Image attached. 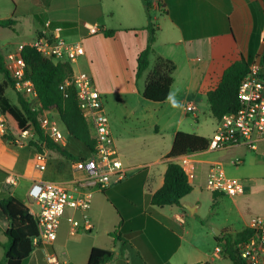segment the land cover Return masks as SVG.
<instances>
[{
	"label": "crops",
	"instance_id": "0c3cea01",
	"mask_svg": "<svg viewBox=\"0 0 264 264\" xmlns=\"http://www.w3.org/2000/svg\"><path fill=\"white\" fill-rule=\"evenodd\" d=\"M160 3V9L151 7L162 17L149 68L136 79V59L145 48L148 37L142 0H18V7L25 9L26 13L17 17V23L26 19L31 22L35 29L32 41L41 32L50 33L60 28L65 40L82 45L84 54L70 62L72 71L85 73L95 83L103 96L123 166L127 173L139 172L106 191H91L90 207L85 212L92 223L89 231L71 232L67 218L72 216L81 221L84 214L66 209L60 218L54 242L33 250L22 264H46L47 252L53 253L61 264H86L94 247L113 253L107 264H233L225 248L220 253L214 250L220 243L225 242L227 246L231 237L233 241V237L246 229L251 221L247 220V208H240L237 202L249 196L246 190L252 182L256 183L255 180L238 178L243 180L245 191L237 196L208 191L213 205L225 200L234 204L232 212H235V219L230 220L228 215H224L220 224H216L207 216L206 227L200 222L202 203L199 196L203 191L190 199L194 192L191 191L181 199L180 206L157 207L152 206L150 200L162 186L168 164H180L181 156H167L175 134L185 132L208 140L216 129L215 126L208 135L197 132V128L193 132L183 129L184 118L188 116L183 110L184 105L191 103L195 107V120H199V116L204 118L210 113L207 93L217 86L224 70L241 57L248 63L260 60L264 50V0H160ZM95 7L100 10L97 18ZM81 9L87 10L81 13ZM13 11L14 6L10 9L9 18ZM80 22L87 30L85 34L81 32ZM89 26L95 29L90 30ZM101 28L114 30L115 34L106 37L100 32ZM31 42H22L16 48ZM156 57L167 59L174 66L170 92L162 103L150 102L142 96ZM261 73H264V68H261ZM7 89L16 93L13 88ZM10 133L13 136L11 140L0 134V200L12 196L28 206L27 199L23 202L15 195L13 188L17 184L6 183L9 173L16 175L17 181L20 176L24 177L28 181L27 191L38 178L62 183L81 176L72 168L73 160L38 141L35 144L40 150L30 145L34 150L31 169L21 174L19 156L11 152L9 146L23 147L24 144L16 146V133L12 128ZM64 135H68L67 131ZM164 136L167 140L162 148L161 145H139L140 140L154 141ZM236 147L253 153L254 156L250 157L253 160L264 159V141L258 142L256 151H249L244 146L213 151ZM37 151L48 156L47 168L42 173L33 167ZM208 152L212 151L186 155L190 158L193 173V178L188 179L191 186L199 172L205 170L208 174L212 162L220 163L226 172L222 161L203 158ZM244 158H236L232 165L238 168ZM67 162H70V168ZM2 220L0 234L4 244L8 222L5 217ZM206 228L218 230L219 236L215 237ZM1 245L0 242V260L3 256Z\"/></svg>",
	"mask_w": 264,
	"mask_h": 264
},
{
	"label": "built area",
	"instance_id": "2783aa9c",
	"mask_svg": "<svg viewBox=\"0 0 264 264\" xmlns=\"http://www.w3.org/2000/svg\"><path fill=\"white\" fill-rule=\"evenodd\" d=\"M151 7L160 9L157 2H152ZM89 29L95 28L89 26ZM29 45L42 57L54 62H75L84 54L82 45L65 40L60 28H55L50 33H39ZM23 46L19 45L3 55L5 69L13 83V89L28 102L31 111L38 114L39 125L44 135L53 142L65 146L69 143L70 136L64 135L51 125L49 112L42 109L33 83L27 77L26 64L21 56ZM260 71L259 59L249 63V71L238 88L239 108L235 112L225 114L217 122L213 135L208 139L207 150L244 146L249 151H256L258 142L264 141V77H261ZM68 86H72L76 91L78 107L88 124L94 149L85 158L72 161V168L80 173V177L62 183L42 178L32 182L27 191L29 202L27 208L37 226V236L32 240L34 248L54 242L65 209L84 214L81 221L72 216L67 218L71 232L89 231L92 223L85 212L90 207L91 191H106L112 185L123 181L127 175L115 145L103 96L95 83L85 73H73L60 88ZM183 110L187 115L196 118L195 107L191 103L185 104ZM4 122L5 119L0 117V134L5 135L7 126ZM28 135L36 136V133L30 129L16 135L14 144L22 146L24 144L22 140ZM186 155L180 157L179 165L187 179H192L191 161ZM47 164L46 153L37 151L33 161L34 169L42 173L46 170ZM6 183L16 185L17 176L9 173ZM206 189L211 193L237 196L245 191V185L242 179L229 177L220 163L212 162L207 174ZM246 230L245 237L232 244L234 254L242 264H264V217L252 219ZM224 248L225 242L218 244L214 251L220 253ZM45 261L46 264H61L51 252L45 254Z\"/></svg>",
	"mask_w": 264,
	"mask_h": 264
},
{
	"label": "trees",
	"instance_id": "16d2710c",
	"mask_svg": "<svg viewBox=\"0 0 264 264\" xmlns=\"http://www.w3.org/2000/svg\"><path fill=\"white\" fill-rule=\"evenodd\" d=\"M14 6L13 14L10 18L0 19L1 28L14 30L17 24V17L26 13V10L18 7V0H11ZM147 19L146 31L148 33L145 48L138 54L136 59L135 77L139 79L149 68V58L152 54V47L155 42L157 27L153 25L150 15L151 3L157 2L161 7L160 0H142ZM95 18L100 16L98 7ZM87 9H81V13ZM80 29L83 34L86 29L80 22ZM106 37H112L114 30L100 29ZM21 56L26 64L27 77L32 81L38 99L47 112L55 111L61 123L65 127L70 142L65 146L59 145L44 135L38 121V114L31 111L28 102L18 93V105H11L5 98L4 92L7 88H13V83L4 65V56L0 51V112L16 135L33 129L37 136V141L59 153L61 156L72 161L85 158L94 149V141L91 138L87 122L82 116L78 107L76 91L72 86L61 89L64 81L73 74L71 65L66 61H57L42 57L29 44L24 45ZM260 66L264 68V50L260 56ZM173 63L162 57H156L152 69L149 71L142 96L145 100L154 103L164 102L169 95L172 85ZM249 71V63L241 57L228 66L217 84L208 91L207 101L212 117L218 122L225 114L235 112L239 108L237 98L238 88L242 79ZM264 77V73H261ZM6 140H10L7 136ZM38 150L39 147L32 143ZM208 140L195 134L177 132L174 136L172 147L168 153L169 158H176L190 153H198L207 150ZM192 186L182 167L177 163H169L163 177L162 186L152 195L150 204L152 206H180L181 199L190 194ZM0 212L8 222L5 231L6 242L1 245L3 256L0 264H22L34 250L32 240L37 236V226L28 212V208L16 198L9 196L0 200ZM247 234V230L237 233L231 237L230 250L228 244L225 248L233 264H242L232 250V244L242 240ZM112 237L114 234L111 235ZM219 241V238H216ZM113 257L111 251L92 248L89 252L86 264H107Z\"/></svg>",
	"mask_w": 264,
	"mask_h": 264
},
{
	"label": "rangeland",
	"instance_id": "374dc122",
	"mask_svg": "<svg viewBox=\"0 0 264 264\" xmlns=\"http://www.w3.org/2000/svg\"><path fill=\"white\" fill-rule=\"evenodd\" d=\"M13 4L10 2V0H0V19L9 18V12L12 8ZM32 11V9H31ZM150 15L152 18L153 25L159 28L160 18L162 17L159 15L158 11L151 10ZM35 36V29L32 26L31 22L26 19L22 21L21 23H17L14 26V30H11L9 28H1L0 27V51L2 55H5L8 52L13 51L17 44H21L22 42H31L32 38ZM33 42V41H32ZM31 42V43H32ZM2 77L0 76V80ZM5 98L9 101V103L13 106L17 105V94L13 92L11 89H7L5 91ZM1 116V112H0ZM48 117L50 120L51 125H53L56 129L60 130L63 134L66 132L65 127L61 123L58 114L55 111H51L48 113ZM184 126L183 129L189 130V132H193L192 130H195L194 128H197V132L208 135L212 132V129L216 126L217 122L212 117L210 113L203 117L199 116V120H195L192 115H188L184 118ZM3 120V119H2ZM7 126L6 134L7 137L11 140L13 139V136H11L10 130L11 126L8 124V122L5 120L4 122ZM211 138V137H210ZM36 139V140H34ZM167 140V137L164 136L163 139H160L157 137L154 141H151L149 139L140 140L139 145H152L157 146L161 145L162 148ZM24 143L23 147H14L9 146L10 151L16 153L19 156L20 165L22 167V170L20 171L21 174H26L28 170L32 167V156L34 154V150L30 145L32 143H35L37 141V136H31L28 135L25 139L22 140ZM247 155L245 158L244 155ZM251 156H254L253 153L248 152L242 147H236L231 148L223 151H212L208 152L203 156V158L207 160H215V161H222L225 164L226 168V174L230 177H237V178H244V179H253L256 183L252 182L246 191L249 192V196L242 201L237 202V206L244 209L247 208V220H252L254 218L258 217H264V160L261 159H255L253 160L250 158ZM236 158H244L243 164L240 165L238 168L234 167L232 165V161H234ZM66 165L70 168V162H67ZM134 173H139L138 171H130L127 173L126 178L121 181L118 184L112 185V187H115L126 180L130 179ZM206 181H207V174L205 170H202L198 173L197 178L195 180H192V191L193 194L189 196L190 199L193 197H196L199 195V191H203L202 195L199 196L201 203H202V221L201 223L204 224V226H207V216L210 217V220L214 221L216 224H220L222 217L224 215H228L231 219H235V212H232L235 209V206L232 202H229L225 200L224 203L220 202L218 204L213 205L212 200L210 199L208 190L205 189L206 187ZM17 185L14 186L13 190L15 191V195L22 200L23 202H26V191L28 187V181L20 176V178L17 181ZM254 184V185H253ZM111 187V188H112ZM27 203H29L27 201ZM66 210V209H65ZM213 212V216H211V213ZM215 213H217L215 215ZM2 217L4 218L3 214L0 213V225L2 224L1 221ZM65 221V220H63ZM62 224L66 225L65 222ZM1 228V227H0ZM209 231H212L211 228H206ZM1 230V229H0ZM1 233V232H0ZM0 242L3 244V238H1L0 234ZM231 241L228 242V249L230 250ZM38 248H34V250H37Z\"/></svg>",
	"mask_w": 264,
	"mask_h": 264
},
{
	"label": "water",
	"instance_id": "95a60500",
	"mask_svg": "<svg viewBox=\"0 0 264 264\" xmlns=\"http://www.w3.org/2000/svg\"><path fill=\"white\" fill-rule=\"evenodd\" d=\"M213 234H214L215 237H218L220 232L218 230H216V229H213Z\"/></svg>",
	"mask_w": 264,
	"mask_h": 264
}]
</instances>
